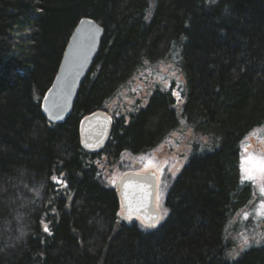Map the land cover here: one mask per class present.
Masks as SVG:
<instances>
[{"label":"trees","instance_id":"obj_1","mask_svg":"<svg viewBox=\"0 0 264 264\" xmlns=\"http://www.w3.org/2000/svg\"><path fill=\"white\" fill-rule=\"evenodd\" d=\"M83 18L102 39L69 115L53 122L42 101ZM169 61L184 78L181 119L212 145L191 151L162 220L132 210L124 223L95 162L157 145L179 124L176 101L154 91L128 118L110 117L96 150L80 125L138 69ZM262 126L264 0H0V264H264V245L231 260L224 237L249 197L239 145Z\"/></svg>","mask_w":264,"mask_h":264},{"label":"rangeland","instance_id":"obj_2","mask_svg":"<svg viewBox=\"0 0 264 264\" xmlns=\"http://www.w3.org/2000/svg\"><path fill=\"white\" fill-rule=\"evenodd\" d=\"M183 90V75L173 61L145 64L138 69L107 102L104 114L128 118L145 106L154 91L168 92L176 101L174 111L179 124L157 145L141 154L123 153L115 159L102 155L103 158L95 162L101 183L109 188L117 189L120 180L128 174H138L150 179L153 183L152 209L158 217L161 216V220L166 214L163 204L165 194L191 151L209 149L212 145L209 138L195 133L181 119ZM245 145H248L247 149ZM249 153L264 156V126L251 130L239 145V179L248 184L249 197L231 214L224 228V237L229 244L227 256L231 260L236 259L247 248L264 245V217L256 212L258 205L264 201V196L260 195L256 184L242 180L241 175L242 159ZM121 214L122 211L119 210V215ZM131 220L132 218H119L124 223H130ZM136 223L144 228L140 220H136Z\"/></svg>","mask_w":264,"mask_h":264},{"label":"water","instance_id":"obj_3","mask_svg":"<svg viewBox=\"0 0 264 264\" xmlns=\"http://www.w3.org/2000/svg\"><path fill=\"white\" fill-rule=\"evenodd\" d=\"M102 35L103 29L87 18L81 19L74 27L54 80L42 101L43 111L50 121L59 122L69 115L77 91L94 63ZM109 129L110 119L104 113L85 117L80 125L83 146L89 150L98 149L106 140ZM139 177L132 174L120 180L118 190L126 210L131 202L133 210L140 212L142 209L144 216L150 219L148 209L153 185Z\"/></svg>","mask_w":264,"mask_h":264},{"label":"snow or ice","instance_id":"obj_4","mask_svg":"<svg viewBox=\"0 0 264 264\" xmlns=\"http://www.w3.org/2000/svg\"><path fill=\"white\" fill-rule=\"evenodd\" d=\"M83 23V22H82ZM248 145H245L247 149ZM241 175L242 180L251 181L253 184H256L261 196H264V156L255 153H249L242 159L241 165ZM53 180L56 183H62L56 177H53ZM147 195V194H146ZM127 199V196L125 197ZM128 216L130 218L132 212V204L131 202L127 205ZM257 215L264 217V201L258 205L256 209ZM247 218V216H245ZM158 219V218H154ZM143 223V222H142ZM147 227H154L155 223L146 225ZM45 231H48L47 226H45ZM244 244H247V240L245 239Z\"/></svg>","mask_w":264,"mask_h":264}]
</instances>
